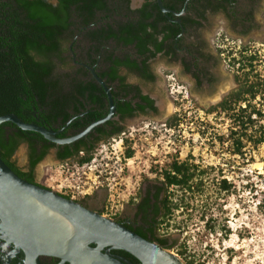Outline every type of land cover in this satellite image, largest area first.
Wrapping results in <instances>:
<instances>
[{"label": "trees", "instance_id": "1", "mask_svg": "<svg viewBox=\"0 0 264 264\" xmlns=\"http://www.w3.org/2000/svg\"><path fill=\"white\" fill-rule=\"evenodd\" d=\"M55 1L52 4L45 0H0V116L13 114L24 118L35 112L42 119H48L50 115V124L58 118L65 124L71 118L65 106L70 104L74 114H79L84 100L89 110L71 124L80 131L107 114V99L101 86L85 68L72 65L67 50L75 32L80 29V40L72 46L76 61L87 60L92 67L102 48L100 62L94 70L106 84L119 82L117 91L110 90V93L121 118L133 115L130 101L116 98L121 94L127 97L126 94L133 93L154 110L152 101L142 97L137 86L126 84V76L120 77L118 73L125 69L128 74L154 82L155 77L149 72L147 62L163 51L164 55L174 52L178 47L179 26L169 24L164 17L153 16L155 13L161 15L156 6H153V11H149V5L130 11L128 0ZM184 1L162 0V4L175 9ZM192 2L194 0L189 1L190 4ZM182 25L185 26V21ZM224 39L225 35L220 34L219 40ZM108 47L114 48L109 50ZM262 51L263 54L260 50L252 51L248 45L239 46L236 50L233 47L218 49V54L224 56L226 67L233 75L234 88L204 113L221 124L228 123L226 133H214L210 143H216L231 157H251L250 152L264 148V49ZM82 77L90 80H82ZM48 94L50 113L43 108L45 104L42 101ZM139 108L142 110L143 107ZM183 116L180 112L174 113L165 120L164 126L175 130L184 121ZM7 124L0 125V158L4 161V156L15 150V145L7 143L1 132ZM13 128L20 131L16 126ZM98 130L99 127H96L93 132ZM205 131L208 130H202L200 134L205 135ZM122 132L123 128L119 127L109 133L106 140L118 137ZM123 142L127 145L126 140ZM94 152L92 147L58 156V159L62 163L82 165L92 159ZM131 156V149H126L124 157L128 159ZM166 166V170L156 172L158 177L163 175L167 186H178V190L191 194L202 192L201 177L213 170L211 167L200 169L188 160L172 161ZM231 188L230 182L220 180L219 192L228 193ZM173 197L174 194L166 196L163 221L159 224L168 221L167 225H170V219L180 205L173 202ZM259 207L264 211V198ZM185 208L187 210L188 205L185 204ZM212 222L208 219L205 228L211 230ZM150 241L163 249H171L166 239L152 238ZM176 254L184 264L197 262L188 253L183 241Z\"/></svg>", "mask_w": 264, "mask_h": 264}, {"label": "rangeland", "instance_id": "2", "mask_svg": "<svg viewBox=\"0 0 264 264\" xmlns=\"http://www.w3.org/2000/svg\"><path fill=\"white\" fill-rule=\"evenodd\" d=\"M136 1L133 0L134 3ZM255 21L257 31L241 37L232 32L225 20L216 18L212 23V32L205 36L209 48L215 53L216 38L224 34L227 41L220 45L236 50L243 44H249L263 54L264 0ZM154 70L157 79L150 84L137 81L133 76H126L129 82L138 83L143 92L156 100L159 114L152 118L126 121L123 130L125 137L119 135L101 143L92 156V159L95 158L92 166L95 165V169L100 170L106 163L108 171L120 175L122 181L117 182L125 184L124 187H119L120 204L126 201L144 178L151 179L152 173L158 172L171 156H175L178 162L188 160L200 169L213 168L201 177L202 192L191 194L177 190L174 193L173 202L180 205L168 225L172 226L167 229L171 246L168 251L176 254L183 241L188 253L197 261L195 264H264V211L259 207L264 198V148L250 152L251 157L239 159L229 156L216 143H210L214 133H226L228 123L221 124L204 113L210 105L234 88L233 75L226 67V60L221 59L216 69L220 79L214 89L203 87L201 91H196L194 85L182 78L174 67L160 63ZM222 89L226 91L218 101L211 102V97ZM168 104L172 106L170 114L165 113ZM176 112L184 115V121L175 130H169L164 126L165 120ZM202 130L208 131L201 135ZM120 139L126 140L127 145L119 150L116 143ZM128 148L131 149L132 156L126 159L124 154ZM20 154L21 151L18 150L16 156L19 157ZM127 161H130L128 165ZM114 162L119 163L122 170L119 171V166ZM65 163L54 162L50 155V159H45L36 170L49 185H59L61 181L66 184L64 178L73 171L72 166L77 164ZM85 171L89 173L87 169ZM91 173L87 175L93 179L97 172ZM114 173L112 176L116 177ZM222 179L232 184L228 193L218 190ZM112 184L109 188L114 192L118 187H112ZM94 188L95 185H91L88 192H92ZM185 204L188 205L187 210ZM208 219L213 220L211 230L204 226Z\"/></svg>", "mask_w": 264, "mask_h": 264}, {"label": "flooded vegetation", "instance_id": "3", "mask_svg": "<svg viewBox=\"0 0 264 264\" xmlns=\"http://www.w3.org/2000/svg\"><path fill=\"white\" fill-rule=\"evenodd\" d=\"M45 1L49 3L51 2L52 4L56 3L55 0ZM189 1L190 0H185L183 4H178V6L173 9L171 7H164L161 0L162 6L167 9L169 13H163L158 8L156 0H137L135 3L133 0H128V9L130 11H136L141 9L143 5H149V11H153V6H156L161 15L155 13L153 16L164 17L168 20L169 24H177L180 28V32L177 35L178 47L175 46L176 48L174 49V52L170 51L167 55H164L165 51H163L147 62L149 72L155 77L154 82L157 79L154 68L161 63L176 68L182 78L188 79L194 85L196 91H201L203 87L214 89L216 83L220 79V77L217 76L216 69L220 64L221 59L224 60V56L218 54V49L226 48L223 45H220V43L227 40H219L218 37L220 35H218L216 43L214 44L215 53L211 51L205 36L207 33L212 32L214 27L212 24L213 21L216 18H221L225 20L232 32L241 37L249 36L252 32L257 31L258 26L255 18L257 12L261 8V2L263 0H194L191 4ZM182 21H185V26L182 25ZM162 24H164V22ZM81 34V29L75 32L67 46V50L71 56L72 65L76 68L82 67L86 69L87 66L91 67L88 65L87 60L85 59L86 62H77L72 51L73 44L75 41L80 40ZM244 45H248L250 50H254L249 44H243L242 46ZM76 46L77 45L74 46V49ZM108 48L109 50H113L114 47ZM101 53L102 48L99 49L96 63L91 68L94 69V67L99 64ZM86 71L88 70L86 69ZM118 75L120 77L130 75L137 81L147 84L154 83L140 79L136 75L128 74L125 69H121ZM127 76L125 78V83L137 86L140 90V95L142 97L146 96L152 101V106L155 108L154 110L148 108L146 103L141 102L139 100L140 98L136 97L133 93L126 94L127 97L124 94H121L120 96L118 95L116 96L117 99L122 98L124 102L130 101L133 114L132 117L122 119V115L115 107L114 116L110 121L97 126L99 127V130L93 132L96 128L95 127L90 133L79 139V143H76L78 141L70 143L72 145L55 144L44 139L36 132L24 131L16 126L20 130L17 131L13 128V126H15L14 124L8 123L1 128V132L7 143L15 145V150L4 156L5 161L2 158L1 159L8 166H11V170L20 179L30 184L40 186L48 191L51 190L66 200L73 201L89 211L121 224L148 241L152 238L166 239L169 244L167 229L172 226L167 225L168 221L161 224H159V222L163 221L166 196L176 193L179 187L173 185L167 186L163 175L158 177L157 173L153 172L151 179L144 178L138 184L134 192L129 194L126 201H123L120 204L119 197L121 193L118 191L121 189L116 188L114 192L112 188L111 190L108 189V179H104V182L97 185L92 192H88V188L86 187L89 184L88 182H81L80 184H82V186L80 189H83V191L76 190L77 196L72 197L70 196L73 194L72 192L61 193L55 190L54 186L47 184L45 182L47 180H45L43 176H39L36 170L37 166L45 159H50V155L54 162L62 163V161L58 159V156L74 154L77 150L89 149L92 147L95 148L96 151V148L101 143L107 142L106 136L109 133L116 131L119 127L124 130V124L126 121H132L137 118H152L159 114L156 100L150 94L143 92L138 83L129 82ZM82 80L90 79L82 77ZM106 85L110 90L116 92L119 82L114 81L107 83ZM42 101L43 104H45L43 108L50 113V94H48ZM82 103L83 107H80L79 114H74L73 107H71L70 104L65 106L67 110L66 113L71 116L65 124H63L59 118L56 122L50 124V115L48 119H42L37 117L35 112H32L31 115L28 114L24 118L16 117L26 124H35L56 132V137L59 139H67L79 134L92 123L91 122L80 131L71 126L72 122L77 117H82L89 110V106L85 104L84 100ZM107 106L109 112L108 101ZM114 106L117 105L114 104ZM139 107H143L142 110ZM22 148L24 149L23 152L21 151ZM18 150L21 151L19 157L16 156ZM172 161L178 162L175 156H171V159L166 162V164H163L158 171L162 172L163 170H166V165L170 164ZM116 185L118 184H115L114 186ZM111 192H113V194H110ZM46 232L47 231H44L43 228L39 230L35 229L34 232H32V234H35L33 239H36L37 242H50V233L49 237H47L45 236ZM86 248L96 249L97 245L95 243H88ZM86 248L81 250H87ZM27 250L29 251V249ZM27 250L23 247H19L14 242L12 236L8 233V229L4 224L3 219L0 217V264H83L77 259H75L77 261H65L53 253L37 254L35 258L33 257L34 253H32V251L28 252ZM100 252L103 254H106L107 252V255L111 258L119 260L125 264H140L132 255L122 250H115L111 247L105 246L100 249ZM71 258H73V256Z\"/></svg>", "mask_w": 264, "mask_h": 264}, {"label": "water", "instance_id": "4", "mask_svg": "<svg viewBox=\"0 0 264 264\" xmlns=\"http://www.w3.org/2000/svg\"><path fill=\"white\" fill-rule=\"evenodd\" d=\"M156 4L163 13H169L162 6L161 0H156ZM86 69L106 95L109 112L104 118L92 122L82 132L67 139L57 138L56 132L44 127L26 124L13 114L0 116V125L11 123L21 130L36 132L50 142L65 145L78 141L95 127L110 121L115 113L110 89L93 68L87 66ZM0 217L14 242L19 247L29 249L28 252L32 251L35 258L37 254L53 253L65 261L78 260L83 264H125L111 258L107 252H100L101 248L108 246L129 253L140 264H184L176 254L142 238L121 224L66 200L51 190L20 179L1 158ZM41 228L47 231L45 236L49 237L50 233V242H37L33 239L35 234L32 232ZM88 243H95L97 248H86ZM83 248L87 250H81Z\"/></svg>", "mask_w": 264, "mask_h": 264}, {"label": "built area", "instance_id": "5", "mask_svg": "<svg viewBox=\"0 0 264 264\" xmlns=\"http://www.w3.org/2000/svg\"><path fill=\"white\" fill-rule=\"evenodd\" d=\"M120 135L122 137H125V132H122ZM129 136H131V134H129ZM126 139H128V138H126ZM130 139H132V138H130ZM123 146H124L123 140L120 139L119 142L116 143V147L120 150L121 148H123ZM118 161L120 162L119 159H118ZM94 162H95V158L91 159V161H89L85 164L80 165V167H78V164L75 166H72L73 171H71V173L67 177L64 178V182L66 184H63L61 181V182H59V185L54 186L55 187L54 189L57 190L58 192H61V193L72 192L73 194H71L70 196L75 197V196H77L76 190L77 191H80V190L83 191V189H80V187L82 186V184H80L81 182H86V183L88 182L89 183L86 186L88 188V190H89L91 185H95V187H96L100 183L104 182V179H108L107 184H109V186L111 183H113L112 187H118V188L121 186L124 187V185H125L124 183L117 182L118 180L122 181V178L120 179V175L116 174L114 172L108 171L109 168H106V165H107L106 163H104V166H105L104 168L97 170V169H95V165L92 166ZM129 162L130 161H127L126 164L128 165ZM114 164L119 166V171L122 170V168L120 167L121 165L119 163L117 164V162H114ZM86 169L89 171V173H87L85 171ZM92 171L97 172L96 175L95 174L93 175L94 176L93 179H96L97 181L91 179L90 175L89 176L87 175V174H92L91 173ZM67 172H68V168H67ZM112 173H114L117 176L116 177L112 176ZM75 175L77 176V178H75ZM115 184H118V185L114 186ZM109 186H108V189L111 190V188H109Z\"/></svg>", "mask_w": 264, "mask_h": 264}, {"label": "bare ground", "instance_id": "6", "mask_svg": "<svg viewBox=\"0 0 264 264\" xmlns=\"http://www.w3.org/2000/svg\"><path fill=\"white\" fill-rule=\"evenodd\" d=\"M226 91V89H222L219 93H217L216 95H214L213 97H211L210 101L211 102H215L218 101V98ZM172 110V106L170 104L167 105L165 113L166 114H170Z\"/></svg>", "mask_w": 264, "mask_h": 264}, {"label": "clouds", "instance_id": "7", "mask_svg": "<svg viewBox=\"0 0 264 264\" xmlns=\"http://www.w3.org/2000/svg\"><path fill=\"white\" fill-rule=\"evenodd\" d=\"M21 151L23 152V151H24V149L22 148V149H21Z\"/></svg>", "mask_w": 264, "mask_h": 264}]
</instances>
